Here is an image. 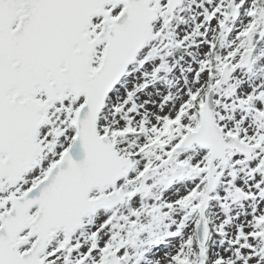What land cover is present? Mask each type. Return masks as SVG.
Instances as JSON below:
<instances>
[{
    "label": "snow or ice",
    "instance_id": "1",
    "mask_svg": "<svg viewBox=\"0 0 264 264\" xmlns=\"http://www.w3.org/2000/svg\"><path fill=\"white\" fill-rule=\"evenodd\" d=\"M0 264H264V0H0Z\"/></svg>",
    "mask_w": 264,
    "mask_h": 264
}]
</instances>
